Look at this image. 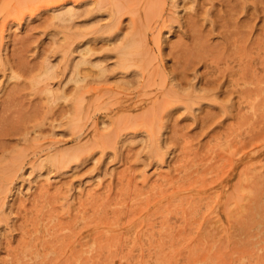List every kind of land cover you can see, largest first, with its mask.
I'll return each instance as SVG.
<instances>
[{
  "label": "rangeland",
  "instance_id": "374dc122",
  "mask_svg": "<svg viewBox=\"0 0 264 264\" xmlns=\"http://www.w3.org/2000/svg\"><path fill=\"white\" fill-rule=\"evenodd\" d=\"M139 221L177 264H264V0H0V264Z\"/></svg>",
  "mask_w": 264,
  "mask_h": 264
},
{
  "label": "bare ground",
  "instance_id": "6f19581e",
  "mask_svg": "<svg viewBox=\"0 0 264 264\" xmlns=\"http://www.w3.org/2000/svg\"><path fill=\"white\" fill-rule=\"evenodd\" d=\"M125 46H122L118 50L119 55L121 54V58H123V59H124V56L126 54V47ZM88 50L89 49H87V50L84 49V50L80 51L81 58L84 56V53L88 52ZM121 62L122 61L120 60L119 63L121 64ZM80 63L81 64H84V63L88 64L89 61L84 59L81 62H78V66ZM122 63L124 64V62H122ZM124 67H128V65H126ZM50 70H52V68L47 67L46 68V74L50 75V77H51L52 72ZM75 80L77 83H79L80 81H84V78L82 77L81 73H79L78 71H76V73H75ZM249 89H251V88H249ZM241 96H242L241 103H242V105L245 106L246 110H251V109L254 110V108H256L259 105V102L256 101L255 97H254V100H253V98L247 99L246 93H241ZM78 100H77L78 103H80V101H82L81 99H80V101H78ZM259 101H260V99H259ZM261 101H262V99H261ZM204 186L206 187V184ZM219 189H221V188H219ZM199 190H200V188H199ZM163 199H165V198H163ZM171 200L173 202V206H175V207L177 206V208H178V205L183 204L186 199L185 198L183 199V196H174V197L172 196ZM180 208H183V207L181 206ZM180 208L178 210H180ZM184 209H185V206H184ZM178 210H175V214L176 213L178 214ZM154 216L157 217V214L154 213L153 218H154ZM145 221L147 222V220H145ZM145 221H143V222L139 221L138 223H136L135 228H132V229L126 231L125 234H124L125 231L123 230L124 232L122 231V233L116 234L112 238L110 237L109 239L105 238L104 240H102L101 238H97V237L93 236V233L90 234L89 238L87 239V247L88 248L86 249V252H93L98 247H101V248H103L102 252H103L104 261H101L102 260L101 257L91 256L89 258V260H90L89 264H102L103 262L105 264H173L172 260H174V263H176V261H175L176 259L172 258V260H171V257L174 256V255L171 256L172 250L174 252V249L170 250V252H168V254L161 250L163 247H167L168 250L171 247H173L172 237H174L173 236L174 225L171 229L169 224H167L165 222L159 223V221H157L158 223L157 222L154 223V225H156L155 226L156 232L153 233V232H151V228H154V227H152L153 223H152V225H150V224L147 225V223ZM117 224H118V222H117ZM110 225H112V224H110ZM130 225L133 226V223L132 224L130 223ZM45 226H46L45 224L42 226V230L46 229ZM138 226H141L140 230L137 229ZM157 227H159L160 229L158 230ZM123 228H124V226H123ZM153 237L156 238L158 241L157 246H154L155 248L159 249V251H157L156 253H150L149 249L151 248V246H148L149 240ZM154 244H155V241H154ZM129 246L132 247V249L129 252L124 251V249L126 250V248ZM101 248H99V250H101ZM144 255H145V257H143ZM177 257H178V254H177Z\"/></svg>",
  "mask_w": 264,
  "mask_h": 264
}]
</instances>
